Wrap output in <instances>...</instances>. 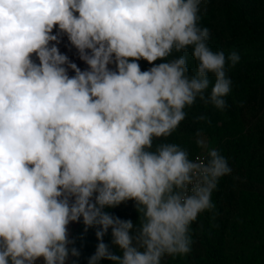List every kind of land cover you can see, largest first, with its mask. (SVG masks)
I'll return each instance as SVG.
<instances>
[{"label": "clouds", "instance_id": "clouds-1", "mask_svg": "<svg viewBox=\"0 0 264 264\" xmlns=\"http://www.w3.org/2000/svg\"><path fill=\"white\" fill-rule=\"evenodd\" d=\"M206 10L207 0H0V264H76L69 225L81 220L98 240L88 264L191 252V224L215 216L212 194L232 169L217 148L192 160L154 141L197 98L226 108V66L240 55L212 50ZM63 36L87 69L61 53ZM189 47L194 72L186 55L169 59ZM129 201L135 222L104 211Z\"/></svg>", "mask_w": 264, "mask_h": 264}, {"label": "trees", "instance_id": "trees-1", "mask_svg": "<svg viewBox=\"0 0 264 264\" xmlns=\"http://www.w3.org/2000/svg\"><path fill=\"white\" fill-rule=\"evenodd\" d=\"M199 23L209 28L208 43L213 51L240 55L235 67L226 66V75L232 80L231 92L224 98L226 108L219 110L197 98L185 109L186 119L177 130L155 140L154 145L177 143L188 150L190 159L206 156L208 147L217 148L232 172L219 180L212 194L215 216L206 211L191 224V252L165 256L162 264H264V0H207ZM179 55L187 56L188 67L194 72L197 61L192 48L173 52L169 59ZM139 63L142 70L152 66L144 60ZM210 80L206 95H210L215 77L210 75ZM201 115L211 123L196 122ZM198 139H203L206 147H201ZM104 211L124 220H138L134 201ZM84 228L75 244L81 252L76 264H88L98 243L95 228L87 232ZM104 242L111 246V230ZM72 260L76 258L69 264ZM100 264L113 262L102 260Z\"/></svg>", "mask_w": 264, "mask_h": 264}, {"label": "rangeland", "instance_id": "rangeland-1", "mask_svg": "<svg viewBox=\"0 0 264 264\" xmlns=\"http://www.w3.org/2000/svg\"><path fill=\"white\" fill-rule=\"evenodd\" d=\"M57 30H58V26H57V29H54V34ZM58 47H59L61 53L67 55L69 57L70 61L73 63H76L77 66L81 70H85L88 68V65L79 58L78 51L70 44V42L67 39V36L62 37L61 42L58 45ZM33 58L36 59L35 57H33ZM36 62L38 63L39 61L36 60ZM110 67H113V66L110 65ZM69 75L70 76L75 75V73L71 69H69ZM83 226L84 225L82 223V220L80 223H76V222L71 223L69 225L70 239H74L75 241H77L78 233ZM70 260H71V258H70ZM70 260H69V263H70Z\"/></svg>", "mask_w": 264, "mask_h": 264}, {"label": "built area", "instance_id": "built-area-1", "mask_svg": "<svg viewBox=\"0 0 264 264\" xmlns=\"http://www.w3.org/2000/svg\"><path fill=\"white\" fill-rule=\"evenodd\" d=\"M197 157H200L201 159H203V158H205L206 156L199 155V156H196L195 158H193L192 160H195Z\"/></svg>", "mask_w": 264, "mask_h": 264}]
</instances>
